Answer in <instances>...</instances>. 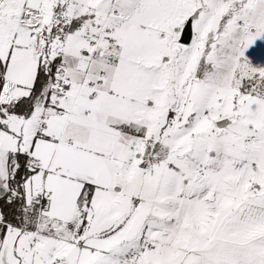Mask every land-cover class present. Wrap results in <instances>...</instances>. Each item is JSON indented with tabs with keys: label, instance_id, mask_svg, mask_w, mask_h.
<instances>
[{
	"label": "snow or ice",
	"instance_id": "1",
	"mask_svg": "<svg viewBox=\"0 0 264 264\" xmlns=\"http://www.w3.org/2000/svg\"><path fill=\"white\" fill-rule=\"evenodd\" d=\"M0 264H264V0H0Z\"/></svg>",
	"mask_w": 264,
	"mask_h": 264
}]
</instances>
